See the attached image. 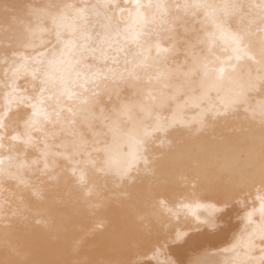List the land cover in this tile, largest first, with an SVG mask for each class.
Here are the masks:
<instances>
[{
	"label": "snow or ice",
	"instance_id": "1",
	"mask_svg": "<svg viewBox=\"0 0 264 264\" xmlns=\"http://www.w3.org/2000/svg\"><path fill=\"white\" fill-rule=\"evenodd\" d=\"M2 7L0 264H35L20 229L58 232L69 205L91 217L74 253L114 229L75 264H264V164L240 182L156 168L217 131L256 128L264 145V0Z\"/></svg>",
	"mask_w": 264,
	"mask_h": 264
},
{
	"label": "bare ground",
	"instance_id": "2",
	"mask_svg": "<svg viewBox=\"0 0 264 264\" xmlns=\"http://www.w3.org/2000/svg\"><path fill=\"white\" fill-rule=\"evenodd\" d=\"M5 3L14 5L17 0H0V39L10 37L13 28L9 19L13 13L4 12L2 5ZM261 135L259 129L246 127L243 132L217 131L215 135L198 140L179 141L161 160L156 161L157 172L164 175L180 172L189 177L198 174L202 181L215 182L258 179L264 164ZM226 163L230 167L225 168ZM111 218L114 225L118 224V211L114 209ZM90 221L91 217L83 209L69 205L58 219V232L48 233L35 228L26 232L21 228L18 243L35 264H75L84 257L93 259L113 242L114 229L86 238L80 252L74 253L71 241L82 235L80 228H86Z\"/></svg>",
	"mask_w": 264,
	"mask_h": 264
}]
</instances>
